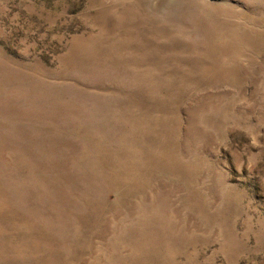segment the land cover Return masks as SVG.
I'll list each match as a JSON object with an SVG mask.
<instances>
[{
	"label": "rangeland",
	"instance_id": "374dc122",
	"mask_svg": "<svg viewBox=\"0 0 264 264\" xmlns=\"http://www.w3.org/2000/svg\"><path fill=\"white\" fill-rule=\"evenodd\" d=\"M0 264H264V0H0Z\"/></svg>",
	"mask_w": 264,
	"mask_h": 264
}]
</instances>
